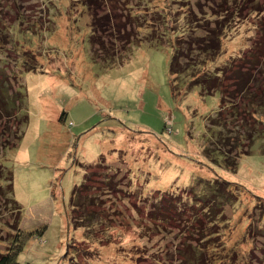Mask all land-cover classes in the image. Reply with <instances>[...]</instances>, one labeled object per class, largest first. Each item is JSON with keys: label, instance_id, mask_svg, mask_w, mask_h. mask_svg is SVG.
<instances>
[{"label": "rangeland", "instance_id": "1", "mask_svg": "<svg viewBox=\"0 0 264 264\" xmlns=\"http://www.w3.org/2000/svg\"><path fill=\"white\" fill-rule=\"evenodd\" d=\"M247 1L156 2L170 9L171 31L194 19L214 31L224 22L217 20H226L224 34H216H222V53L201 70L227 68L223 102L191 76L170 78L171 35L178 32L163 44L143 42L103 62L92 57L90 19L80 3L73 8L70 0H0V32L8 34L11 26L14 41L0 33V88L19 91L22 114L28 115V124L25 117L0 122V136L10 130L23 135L1 155L14 172V196L23 209L19 264H183L178 250L190 237L182 231L194 216L191 207L202 208L199 201L215 179L237 185L225 190L228 199L240 194L234 210L229 203L224 207L226 219L237 220L226 228L235 244L218 252V264H264V133L254 142L239 139L244 120L231 116L237 106L236 118L254 129V114L257 132H264V109H245L251 93L264 92V14L255 10L264 0L257 6ZM153 2L133 5L152 13ZM206 147L222 149L237 168L210 164ZM76 188L82 200L72 203ZM83 201L84 213L78 208ZM244 218L248 224L239 231ZM10 244H0L2 254Z\"/></svg>", "mask_w": 264, "mask_h": 264}, {"label": "trees", "instance_id": "2", "mask_svg": "<svg viewBox=\"0 0 264 264\" xmlns=\"http://www.w3.org/2000/svg\"><path fill=\"white\" fill-rule=\"evenodd\" d=\"M70 1L72 2V4L70 2V6L72 5L73 8L76 7L74 3H80V12H83V14L86 12L88 14L91 29L90 45L92 57L94 60L112 62L115 61V59H117V57L123 53L122 51H128V49L133 45H140L143 42H157L163 44L162 39H166L169 33L178 32L176 35H171V41H173L174 39H176V41L173 42L175 51L170 61V78L174 77L173 81L176 82L182 75L191 76L193 79V84L200 86L205 94L214 95L216 93H220L222 97L221 100L225 102L224 95L229 91L226 84V82L229 80L227 77V68L218 69V71L214 74L201 71L207 68L204 66H208L210 63L214 62L215 59L222 53V34H224L227 25L225 19L216 21V24H219L224 20V22L221 23L218 28L214 29V31H209V29L207 28L208 25L206 27L199 24L194 25V23H197L195 19L193 20V22H188V26L186 27V29H172L171 31L167 29L168 23L171 21L170 19H167V15L169 14L170 9H162L159 5H156L157 0H154L155 2L153 3H148V7L154 5L153 9L155 8V10H153L152 13L150 12V9L146 7L141 8L138 11L136 9V6L133 5V2H135V0ZM213 1L215 2V0ZM246 1L247 0H243V2L245 3ZM259 1L261 0H252L251 2L249 0L247 2L253 4L254 6H257L261 5L259 4ZM197 3L199 4V2ZM222 3L223 2H221L220 4ZM197 6H200V4ZM255 10L260 15L264 14V7L262 5L260 9L257 8ZM225 17L226 15L224 16V18ZM261 22H263L264 27V21ZM13 26L20 29L19 24H15ZM10 29L11 26L7 29V33L11 34L12 45H14ZM218 29L222 34L216 35ZM160 30L162 31V33H160ZM199 32L203 34H198ZM8 34L2 33V35L6 37H8ZM96 57H99V59H97ZM199 60L202 62L203 67L200 66ZM194 61H198L196 62V64L198 63V66L195 67L194 65L193 67H188L189 63ZM190 68H192V70ZM2 88H4V91L0 88V122L2 120L11 122L13 118L22 119L23 117H25L28 124V115L22 114V105L25 103V98L19 91H16L15 94L11 95L10 93H7V91L5 90V86H3ZM4 92H6V94ZM251 92H253V89ZM261 92L262 91H260V93ZM223 106L224 107L221 108L224 110L225 105ZM254 108L264 109V92L261 94H250V98L248 99L245 109L247 110V112H249V110L252 111L254 110ZM236 109L238 110L237 106H234L232 108L231 116H233L235 120H238V122H243L242 120H244V123L238 126V133L236 134L238 138H244L246 140L249 139L254 142L259 136H263V131L257 132L259 129L258 127H256V123L259 124V121H257L258 119L256 118V116L254 114H250V116L254 120L253 123H255L253 124L255 128L251 129L248 124L249 121L246 118H236ZM218 113H220V111ZM218 115H221V113ZM66 119L67 116L64 112L61 115V121H66ZM260 123H262L263 125V122L261 120ZM221 128L223 129V135L225 132H227V129L226 126ZM254 134L256 135L253 137ZM9 136H0V244L6 241H9L11 244L7 250L9 251L8 254L4 255L0 250V264H19V256L23 251V245H21V243L25 234L21 232L20 229L23 209L14 196V172L4 164V160L1 159V155L6 150L13 149L14 145L20 142L23 135L20 136L16 134V132H11L10 130ZM209 140L210 137L206 139V141ZM211 143H214V140L209 141V144ZM207 150V157H204L210 162V164L215 166L216 164H219L221 167L228 169H232V167H234V169L237 168V163L236 165L228 163L230 160L228 159L227 154L222 151V149H212L208 147ZM104 158V156L101 158L102 162H104ZM87 170H89V168H87ZM87 174L88 171L86 172V175ZM215 180L216 181H214L212 185L206 186L208 187V190L205 189V197L204 199H202L205 201L203 202L201 199L199 201L202 208L200 209L199 205L191 207V210H193L194 208V216L189 219V225L182 231L185 234H189L190 237L188 239H185L183 244H180V249L178 250V252L185 258L186 262H183V264H211L212 260H214L212 261L213 264H218V262L220 261L217 257L220 254L218 252L222 250L226 252L228 247L235 244L234 237L232 235H229L231 233H229L226 228L229 227L228 230H231L235 226V222L237 220L235 218L226 219L224 207L229 203L234 210L233 205H235L236 202L239 201L238 196L240 194L233 200L231 198L228 199L225 196V190L227 189L229 192L230 188H237V185L232 183L229 184L226 181H220L219 179ZM85 182H87L86 176L84 183ZM191 189L194 190L193 188ZM79 190V188H76V190L74 191L72 203H74L75 199H77V197L79 196ZM79 198H81V196H79ZM87 199L84 200L86 201ZM85 201H83L81 205L78 206V208L81 209L83 213L85 212L83 211V208H85L87 204ZM174 207L178 208V206ZM239 210L234 212L241 214V211ZM200 212L205 213L206 215H199ZM83 217L86 218L87 215L84 214L82 216V219ZM14 218L15 224L13 225V228H11V224ZM247 219L248 218H244L241 220V222H239V229L237 230H243V226L248 224ZM165 221L167 222V220ZM183 222L184 219H182V223ZM76 227H78V225ZM219 227L221 228V230H219ZM247 227L248 226H246L244 229H246ZM5 230L7 231L6 238H4L2 235V232ZM231 232L233 233L234 231L232 230ZM220 244L221 246L219 247ZM211 252L214 253V259L210 258ZM239 263L240 262L238 261L236 264Z\"/></svg>", "mask_w": 264, "mask_h": 264}]
</instances>
